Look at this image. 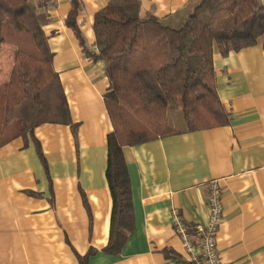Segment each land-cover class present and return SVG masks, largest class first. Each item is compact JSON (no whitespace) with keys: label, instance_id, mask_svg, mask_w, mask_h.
<instances>
[{"label":"crops","instance_id":"0c3cea01","mask_svg":"<svg viewBox=\"0 0 264 264\" xmlns=\"http://www.w3.org/2000/svg\"><path fill=\"white\" fill-rule=\"evenodd\" d=\"M189 1L142 0L141 14L153 11L175 21ZM81 2L77 25L86 49L66 25L71 0H53L45 25L77 133L70 124L44 123L34 137L16 136L0 145V264H81L91 249L96 252L87 264H191L178 224L201 255L195 229L210 218L213 183L224 209L216 242L222 263L264 264L262 40L224 57L215 47L228 125L123 147L133 229L121 253L112 255L104 251L113 211L106 175L113 131L105 103L110 81L104 62L86 53L96 52L94 17L109 0ZM1 59L0 54L4 83L11 72H3Z\"/></svg>","mask_w":264,"mask_h":264},{"label":"trees","instance_id":"16d2710c","mask_svg":"<svg viewBox=\"0 0 264 264\" xmlns=\"http://www.w3.org/2000/svg\"><path fill=\"white\" fill-rule=\"evenodd\" d=\"M66 19L84 49L77 25L81 0H71ZM53 0H0V51L14 47L10 78L0 83V145L16 136L34 137L44 123L77 125L45 31ZM142 0H109L94 17L95 53L105 64L110 86L105 94L113 131L108 136L106 175L113 198L106 253L117 255L133 229L131 187L123 147L183 132L228 125L231 115L218 94L214 51L264 47L262 0H190L177 20L153 11L141 14ZM180 111L175 126L170 112ZM36 145L44 165L46 159ZM91 249L80 258L87 264Z\"/></svg>","mask_w":264,"mask_h":264},{"label":"built area","instance_id":"2783aa9c","mask_svg":"<svg viewBox=\"0 0 264 264\" xmlns=\"http://www.w3.org/2000/svg\"><path fill=\"white\" fill-rule=\"evenodd\" d=\"M216 183L212 184L210 190V218L205 225H198L195 231L200 237L201 255L194 250V244H191L189 233L182 223L178 224V231L184 241L187 250L191 252V264H223L220 253L217 248L218 228L222 222L224 212L223 204H221V192Z\"/></svg>","mask_w":264,"mask_h":264},{"label":"rangeland","instance_id":"374dc122","mask_svg":"<svg viewBox=\"0 0 264 264\" xmlns=\"http://www.w3.org/2000/svg\"><path fill=\"white\" fill-rule=\"evenodd\" d=\"M14 52V47L11 44H2V49H1V57H2V62H1V67L3 68V72H11V69L13 66V53ZM0 82H3L0 80ZM173 123L175 126L182 127L184 125V120H183V115L180 113V111H172L169 113Z\"/></svg>","mask_w":264,"mask_h":264}]
</instances>
